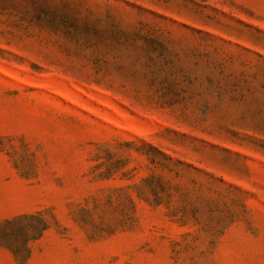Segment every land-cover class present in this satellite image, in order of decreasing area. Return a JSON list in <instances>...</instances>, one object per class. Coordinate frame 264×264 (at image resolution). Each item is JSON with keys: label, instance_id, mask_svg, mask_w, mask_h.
Listing matches in <instances>:
<instances>
[{"label": "rangeland", "instance_id": "1", "mask_svg": "<svg viewBox=\"0 0 264 264\" xmlns=\"http://www.w3.org/2000/svg\"><path fill=\"white\" fill-rule=\"evenodd\" d=\"M0 264H264V0H0Z\"/></svg>", "mask_w": 264, "mask_h": 264}, {"label": "clouds", "instance_id": "2", "mask_svg": "<svg viewBox=\"0 0 264 264\" xmlns=\"http://www.w3.org/2000/svg\"><path fill=\"white\" fill-rule=\"evenodd\" d=\"M66 40V39H65ZM70 46H75L71 41L66 40ZM122 67L116 69V73L107 77L104 84L108 89L116 92L125 99H133V93H137L141 96L151 95L157 88L154 77L151 73L142 71L141 64L144 63L143 55L140 53H133L127 56H122L118 59ZM144 68L147 65L144 64ZM117 73L119 75H117ZM112 80H116L124 87L120 91H115L110 88Z\"/></svg>", "mask_w": 264, "mask_h": 264}]
</instances>
